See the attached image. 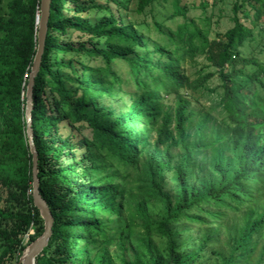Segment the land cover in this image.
<instances>
[{
	"label": "trees",
	"instance_id": "obj_1",
	"mask_svg": "<svg viewBox=\"0 0 264 264\" xmlns=\"http://www.w3.org/2000/svg\"><path fill=\"white\" fill-rule=\"evenodd\" d=\"M80 1L52 0L34 79L39 192L54 217L37 264H116L107 247L111 220L126 210L128 224L141 221L143 232L121 235L123 264H264V63L242 56L255 28L264 38V0H234V26L214 39L211 18L198 25L181 0L170 1L181 25L166 31L154 22L161 39L111 12L131 0L96 6L107 12L96 25L83 17L91 7ZM159 1L139 0L137 12L154 11ZM66 4L73 14H65ZM40 12L41 0H0V239L17 262L26 249L22 236L33 228L34 242L44 233L26 118ZM84 35L105 38L109 48L89 47ZM83 55L104 65H85ZM198 55L215 70L193 78L187 62ZM114 61L125 62V76ZM216 76L221 83L211 90ZM197 93L212 103L196 110ZM103 95L115 107L102 109ZM75 132L82 136L76 143ZM79 148L86 154L75 162ZM19 203L24 211L11 209ZM153 237L165 242L162 252Z\"/></svg>",
	"mask_w": 264,
	"mask_h": 264
},
{
	"label": "rangeland",
	"instance_id": "obj_2",
	"mask_svg": "<svg viewBox=\"0 0 264 264\" xmlns=\"http://www.w3.org/2000/svg\"><path fill=\"white\" fill-rule=\"evenodd\" d=\"M164 2V1H159V5L154 6V11L151 10V7H149L144 14H140L137 12V7H138V2L139 0H131L130 4L128 5L127 9H121L120 13L118 12L116 6L111 5L110 9L111 12L114 14H117V16H121V18L125 22H132L136 24V28L140 33H147L148 30L151 31V34L158 39H161L163 35L160 33H156L153 30L154 22L158 21L161 22L163 27L165 28L166 31L169 29H176L177 26L181 25L184 22L183 17L181 16H173V6L170 2ZM81 4H84L86 6H90L91 9L83 15L85 19H88V21L92 25H96L99 23L107 14V12H101L97 10L96 6H106L108 5L107 0H83L80 1ZM203 3H208L206 9L204 10L203 8ZM233 3L234 0H181V6H186L188 9V18L195 20V22L202 26L204 22V18L207 15L208 17L211 18V33L209 35L210 39H214L218 36V34H223L226 31H228L230 28L234 26L233 22ZM74 5L66 4L65 5V14L66 15H71L73 14L72 12H69V9H73ZM240 19L247 24L248 27L252 28V25L250 22L245 20L244 17H240ZM263 26H264V18L262 20ZM150 25V26H147ZM253 37L251 39H248L246 41L243 49H242V56L246 58H256L259 62L264 63V38H263V33L261 30V27L255 28L253 30ZM68 37V36H67ZM66 37V39H67ZM152 38V36H150ZM87 35H84V38L82 39L83 42H87L88 46L97 48L100 50H106L108 49V45L106 43L105 38H102L100 40L94 38L91 42L87 40ZM72 40L73 42H78L79 40V33L74 32L72 35ZM69 41V40H67ZM83 59V63L85 65L89 64L93 67H96L98 65H104V63L101 60H96L94 62H89V57L87 55L81 56ZM69 56L66 57V60L68 61ZM112 66L115 69V72L118 73L119 75H126V64L125 62L122 61H114L112 62ZM75 69L79 71V74L83 76H87L88 73L85 71L82 73V67L80 63H74ZM204 69L205 72H212L215 69L212 67H209V63L205 59V56L203 55H198L195 57V60L193 62L188 61L187 62V71L189 74L193 75V78H195L198 74L197 72ZM66 73L68 71H65ZM220 80L216 76L213 79H211L208 82V87L211 90L219 88L220 85ZM33 91V90H32ZM33 93V92H32ZM81 92L79 93V96H81ZM258 94L264 96V89H261L260 86H258ZM197 98L198 100L193 102V107L196 110H199L202 106H209L212 103L213 97H207V96H200V93H197ZM101 102L100 105L102 109L108 108L110 105L114 106V104H111V102L108 100L107 97L104 95L101 97ZM128 98H125V103H127ZM167 103L171 106L174 103V98H171ZM115 107V106H114ZM112 107V108H114ZM196 129L194 127L191 128V132L195 131ZM85 136L89 135V130L84 131ZM67 135V134H65ZM81 135L78 132H75V137L73 142L76 143L78 140L81 139ZM153 141V140H152ZM86 154V150L83 149H78L76 151V159L79 160L81 157H83ZM144 155H142V158ZM71 162V159L69 157L64 158V165L68 164ZM37 178H38V173H37ZM38 189H39V180H38ZM59 189V187H58ZM11 209L15 211H24V207L22 206L21 203L16 204V206L11 205ZM233 214L230 215L232 217ZM112 223V231L110 232V242L107 245L109 253L111 258L116 264H123L121 261V257L123 256L122 254V249L120 248V237L121 235L124 234H129L131 233V238L136 239L139 238L141 233L143 232L142 228L139 226V223L141 224L142 222L135 219L134 221H130V224L133 225L131 226L129 223V218H128V211L126 210L122 218H113L111 220ZM126 228V229H125ZM35 235V231L33 228L30 229L29 233L25 234L22 236V241H23V246L28 248L32 242H31V237ZM227 241V237L223 235L221 237V242ZM153 244L154 247L159 252H162L164 247L166 246L164 241H161L155 237H153ZM219 248H222L224 244H218ZM4 243H2V240L0 239V264H22L21 263V258H19V261L17 262L16 257L11 254H6L5 253V247ZM218 249V248H215ZM25 251V250H24ZM126 257L128 260H133L134 257L130 252L126 253Z\"/></svg>",
	"mask_w": 264,
	"mask_h": 264
},
{
	"label": "water",
	"instance_id": "obj_3",
	"mask_svg": "<svg viewBox=\"0 0 264 264\" xmlns=\"http://www.w3.org/2000/svg\"><path fill=\"white\" fill-rule=\"evenodd\" d=\"M51 2L52 0H41V12H40V16H38L37 18V23L39 26V33H38L39 49L34 60L32 74L27 88V108H26V118L28 123V138L31 147V152L34 158L35 183H34L33 199H34V205L40 211V215L44 220V233L41 237H39L37 240L32 242V244L28 248L25 249L21 258L22 264H37L36 262L37 258L42 254L44 249L49 244L50 238L52 237L53 234V226H54V217L51 213V210L48 204L46 203V201L40 195L38 189V178H37L38 154L34 143L32 119H31L32 109H33L32 90L34 87V79L41 65L42 54L45 47V41L48 32V20L50 15Z\"/></svg>",
	"mask_w": 264,
	"mask_h": 264
}]
</instances>
